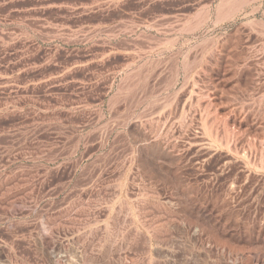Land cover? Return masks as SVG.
I'll return each mask as SVG.
<instances>
[{
	"label": "rangeland",
	"instance_id": "1",
	"mask_svg": "<svg viewBox=\"0 0 264 264\" xmlns=\"http://www.w3.org/2000/svg\"><path fill=\"white\" fill-rule=\"evenodd\" d=\"M0 264H264V0H0Z\"/></svg>",
	"mask_w": 264,
	"mask_h": 264
}]
</instances>
